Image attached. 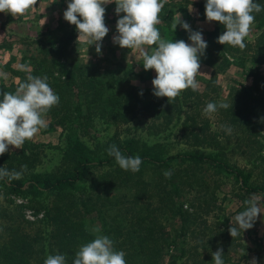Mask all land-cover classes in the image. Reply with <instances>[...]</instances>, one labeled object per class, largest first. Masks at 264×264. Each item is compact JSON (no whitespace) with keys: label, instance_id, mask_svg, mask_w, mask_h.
<instances>
[{"label":"rangeland","instance_id":"obj_1","mask_svg":"<svg viewBox=\"0 0 264 264\" xmlns=\"http://www.w3.org/2000/svg\"><path fill=\"white\" fill-rule=\"evenodd\" d=\"M177 1L172 2V6ZM202 1L187 0V3L192 6L193 2L197 6ZM42 4L39 10L47 7ZM115 7V3L105 5L104 21L109 31L101 42L99 54L95 45L87 48L84 42L77 41L76 31L68 52L62 56L64 64L77 77L78 89L71 88L68 83L61 84L60 68L54 65L56 58L49 51L70 29L71 25L63 17L62 22L50 24L49 19L37 18L38 9L34 8L21 17L8 15L4 21L0 18V94L14 92L15 87L11 85L19 82L17 73L31 71L34 60L43 59L46 60L41 69L44 71L37 76H47V83L60 98L59 104L45 117L46 128L25 142L21 149L10 146L8 152L0 155V169L7 170L8 176L24 183L18 190L0 184V264L10 263L9 253L17 243L25 249L30 264H44L47 255L60 254L56 249L55 222H50L46 214L55 195L34 191L28 184L32 173L58 174L69 167V160L63 157L67 133L77 134L94 160L105 158L108 146L117 145L131 136L147 143L156 142L163 156L180 151L218 152L229 167L250 174L249 185L264 186V116L258 101L264 98V85L258 90L243 91L252 84L251 74L257 67L251 57L253 46L250 45L258 33L254 24L243 50L230 47L224 53L217 46L206 48L200 58L201 73L196 77L198 89H188L171 102L181 105L180 112L177 113L174 105L172 108L167 106L157 115L151 84L155 72L143 69L138 51L122 49L113 43V37L117 35L116 22L123 15H117ZM165 8L172 9L164 2L163 10ZM163 10L161 23L157 26L162 38L191 43L185 40L190 33L179 24L173 33L171 24L177 16L164 19ZM180 15L191 31L201 32L206 41L204 32L212 30L214 22L202 23L199 28L193 26L192 15H188L187 10ZM258 70L263 71L264 65ZM92 78L95 80L91 82ZM96 84L101 86V95L98 100L91 101L90 96L81 91ZM75 90L80 92L77 96ZM75 99L82 103V116L73 110ZM209 102H226L234 108L205 115L203 110ZM101 108L104 110L100 111ZM65 109L72 124H62ZM227 128H231L230 133ZM115 166L113 161L110 166L92 168L79 185L84 188L72 190L76 201L84 196L91 199L92 211L87 216V227L91 232L99 229L104 235L105 223L110 225L111 234L118 227L131 229L132 222L138 223L132 213L143 209L146 203L151 220L157 218L154 239L164 248L158 256L159 264H213L212 253L218 248L223 250L227 264H252L253 260L255 264H264V196L244 192L234 174L209 163L175 167L179 203L188 213L181 226L175 211L177 206L170 197L173 187L158 184L159 180H166V169H153L152 175L158 186L152 184L143 190L141 185L113 184L118 181L115 179L119 169L115 171ZM110 180L111 184L108 183ZM133 194L140 195L141 200L133 203ZM249 199L260 201L261 214L251 229L232 239L228 229L235 223L238 212L245 209L244 201ZM117 201L122 203L120 208L115 206ZM123 214L125 220L118 224ZM133 228L137 229L138 225ZM140 232L145 231L135 230V239H124L129 249L133 248L130 246L133 240L139 242L136 237ZM90 235L93 239L95 234ZM181 250L185 254L178 257Z\"/></svg>","mask_w":264,"mask_h":264},{"label":"clouds","instance_id":"obj_2","mask_svg":"<svg viewBox=\"0 0 264 264\" xmlns=\"http://www.w3.org/2000/svg\"><path fill=\"white\" fill-rule=\"evenodd\" d=\"M165 0H68L63 19L74 25L77 41L88 46L95 45L101 52V42L109 29L105 25V5L115 3V13L123 14L116 22L117 35L113 43L122 49L138 51L145 71L153 70L155 78L151 84L153 95L166 98L171 104L184 91H196L199 83L196 79L201 72L200 58L204 55L207 42L202 33L191 31L187 22L177 19L171 24L175 31L179 24L188 31L191 43L184 40L164 39L158 29L160 14ZM37 3V0H0V13L21 17ZM204 15L206 22H218L224 31L217 38V43L243 50L255 21L256 13L262 6L254 0H206ZM47 76L28 75L20 82L14 92H3L0 99V155L9 151L10 146L21 149L25 142L31 141L42 129L46 128V115L59 104L58 94L47 83ZM226 102H209L204 108L205 115H212L220 109H228ZM232 107V105H231ZM223 127V126H222ZM228 133L231 128H227ZM116 164L124 171L136 173L140 170L142 159L139 155L125 156L115 144L107 149ZM8 175L7 170L0 169V178ZM165 177H171V171H165ZM260 201H244L245 209L234 217V224L228 229L233 238L253 227L261 214ZM94 238L82 244L75 252L72 264H126L125 252L116 250L114 241L100 234L99 229H92ZM223 250L212 253L213 264H225ZM44 264H67L64 254H49ZM252 264H255L253 260Z\"/></svg>","mask_w":264,"mask_h":264},{"label":"trees","instance_id":"obj_3","mask_svg":"<svg viewBox=\"0 0 264 264\" xmlns=\"http://www.w3.org/2000/svg\"><path fill=\"white\" fill-rule=\"evenodd\" d=\"M205 2L206 0L198 3L197 5L199 16L201 19H206L204 15ZM254 2L260 4L262 6V9H264V0H254ZM166 10L163 11L164 19L170 18L168 13H166ZM254 15V29L258 31V33L257 37L250 45L253 46V53L251 54V57L257 63V67L256 70L251 74L253 80L252 84L243 90L246 93L250 90H258L261 85H264V70H258L260 65H264V10ZM223 31V26L218 22H214V28L212 30L204 32V35L206 36L207 48L217 46L218 49H222L224 53L225 51L229 50L230 47L228 45H221L217 43V38L223 33ZM75 32V26L71 25L69 31L62 38V41L56 47L49 48V51L56 58L54 65H57L60 68V75L63 77V79L61 80V84L64 85L65 83H68L71 88L78 89L79 86L77 77L72 72V70L69 69L66 64H64L62 60V56H64L68 52V46L74 38ZM45 61L46 60L43 59L34 60L31 71H19L17 73L19 82L16 85L12 84L11 86L15 87L16 89L20 82L27 79L28 75H41L44 71L41 69H43ZM94 80L95 79L92 78L91 82ZM100 87L98 86V84H96L93 87H89L88 90L85 89L81 91V93L86 92V95L90 96V99H92L91 101H96L101 95ZM79 93L80 92L78 90L74 91V94L76 96ZM114 93H116V91ZM118 93H120L119 90ZM153 101L154 105L157 108V115L162 114L167 109V106L169 108H172L175 105L174 103L169 104L167 99L163 97L157 98L154 96ZM258 101L260 103L259 106L264 116V98H260ZM236 104L239 105L238 102H236ZM175 106L177 108V113L180 112L181 105L177 103ZM230 108H234V105H232V107ZM73 110L76 111L77 115L81 114L82 103L79 101V99H75ZM99 110L103 111L104 108H101ZM64 111L65 113L64 117L62 118V124H72L70 119L68 118L69 114H67V110L65 109ZM82 115L83 114H81V116ZM65 136L63 157L64 159L67 158L69 160V167L58 174H41L39 172L32 173V180L29 182L28 186L33 187L34 191H45L49 192L52 195H55L52 207L48 209L46 214L50 222H55V239L57 245L56 249L60 254H64L66 256L67 264H72V260L75 256L74 253L79 248L78 245L90 242L89 240L92 239L90 235L92 232L87 227V220L89 219L87 216H89L92 211L91 199L89 196H84L81 199L78 198L79 200L76 201L75 199H73L74 193L72 192V190H75L77 188H84L80 187L79 185L85 180L87 174L92 168L103 165L110 166L111 163L115 160L113 157L108 156L107 151L105 153V158L99 157L97 160H94L86 151L87 147L85 143L79 138L77 134L67 133ZM201 141L202 140H200V142ZM156 145V142L147 143L133 136L124 138L123 140L119 141L116 146L122 152V154H124L125 156L139 155L142 159V164L140 166V170L136 173L121 170L116 164L115 171L117 169L119 170L115 180L118 181L114 182L113 184L141 185L143 186L142 189L144 190L152 184H154L153 186H158L152 175L153 169H166V171H171V177H166L165 181L161 180L160 182L159 180L158 184H160V186L167 185L169 187H173V191L170 197L173 198V201L177 206L175 211L178 213V218L181 226L185 224V218L188 217V213H186V210L182 209V205L181 203H179L180 193L177 190L179 183L176 180L177 171H175V167L183 165H186V167L198 166L208 163L213 164L215 167L221 168L228 173L234 174L239 182L240 188L243 189L244 192L250 194L259 193L264 196V186L249 185L247 183V180L250 177V174H245L241 169L229 167L224 159L220 157V153L218 152L203 153L201 151H180L163 156L160 149H157ZM1 183H4L6 186L10 187L13 190L20 189L24 184L23 182L19 181V179H12L8 175L4 178H0V184ZM108 183L111 184V180ZM102 185L106 186V183H103ZM140 198V195L133 194L131 201H133V203L139 202L141 200ZM121 204V202L117 201V204L115 205L116 208H120ZM144 206L145 207L143 209L137 211L136 213H132L134 214L133 217L136 219L135 221L138 223L132 222L131 229L124 230V227H118L115 228V230H113V233L111 234L109 229L110 225L108 223H105L103 225V234L106 236H111L109 238L114 241L116 250L125 252L126 264H159L158 256L159 254H161V251L164 250V248H161L160 242L154 239L153 235L157 226V218H155V220H151V218L149 217V213L151 212L148 209V205L145 203ZM162 214L165 213L163 212ZM127 215L128 214H126V216ZM121 216V220L117 221L119 222L118 224H121L125 220V215L123 214ZM136 224L138 225V228L134 229L133 226ZM138 229H141V231L144 230L145 232L143 234H141V232L140 234H138L139 236H137L136 238L139 239V242L137 243V241L133 240L130 244V246L133 248L129 249L127 244H124V239L128 238L127 240L129 241L131 239H135L133 232L135 230L137 232ZM117 240L119 241L116 242ZM22 244L25 245L26 242H23ZM19 245L21 244L17 243L10 251L8 258V261L10 262L9 264H30L25 256V249L23 247H19ZM184 254L185 251L181 250L177 254V256L182 257L184 256ZM225 264H227V261H225Z\"/></svg>","mask_w":264,"mask_h":264},{"label":"crops","instance_id":"obj_4","mask_svg":"<svg viewBox=\"0 0 264 264\" xmlns=\"http://www.w3.org/2000/svg\"><path fill=\"white\" fill-rule=\"evenodd\" d=\"M175 1H177V0H170V1L165 0V6H167L169 8L171 5V8L173 9V10L172 9L166 10V8H165L166 13H168L169 17H171V16L176 17L177 13L183 14V13H185V10H187L188 15H189V13L192 15V18L190 16V21L193 22V26L197 25V27L200 28L202 23H207V22H205L206 21L205 19L200 18L197 6H195V4L193 2H192V6H189V2L187 3V0H178L177 3H175L176 5L172 6L171 3L175 2ZM193 1L198 2L199 0H193ZM42 2L45 3L47 5V7L43 8L42 10H39ZM67 2H68V0H37L36 5L33 8H31L30 11L33 10L34 8H37L38 9L36 11L37 18L40 17V19L42 21H44L45 19H49L48 22H50V24H52L54 22H55V24H58V21L62 22L63 13L67 8ZM178 2H180V3H178ZM3 14L4 13H0V18L2 21L6 20V18L8 16L7 14H5V15H3ZM1 16H3V17H1ZM210 28H212V27L210 26ZM185 40L187 42H189L188 37H186ZM5 60H7V58H5Z\"/></svg>","mask_w":264,"mask_h":264}]
</instances>
